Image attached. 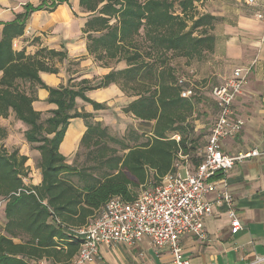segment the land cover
<instances>
[{
	"label": "trees",
	"instance_id": "trees-1",
	"mask_svg": "<svg viewBox=\"0 0 264 264\" xmlns=\"http://www.w3.org/2000/svg\"><path fill=\"white\" fill-rule=\"evenodd\" d=\"M63 2L69 0L26 3L24 12L4 23L0 38V118L14 114L27 125L24 135L40 153L36 165L42 175L39 184L26 183L28 156L19 148L6 147L8 131L0 123V198L6 201L0 264L70 262L81 247L73 229L91 222L108 200L120 196L132 201L143 189L159 184L175 170L179 153L188 155L193 166L203 160V152L198 153L205 145L198 143L193 120L202 98L197 91L182 97L179 77L194 69L193 61H205L214 51L217 16L201 10L202 0H79L89 13L83 29L87 50L97 63L111 69L100 78L70 79L52 87L40 72H58L50 60L63 59L66 52L42 47L27 54L13 43L24 34L32 12L53 10ZM174 58L186 59L187 72H179ZM120 62L125 66L118 68ZM111 84L132 97L123 112L149 128H134L127 139L115 138L107 126L90 121L92 113L77 109L78 97L96 110L107 108L86 92ZM38 88L47 89L48 101L57 105L47 116L33 106ZM75 117L86 120L80 145L90 149L94 166L77 168L60 151ZM142 135L146 139L139 142ZM111 143L118 144L123 154Z\"/></svg>",
	"mask_w": 264,
	"mask_h": 264
},
{
	"label": "crops",
	"instance_id": "crops-1",
	"mask_svg": "<svg viewBox=\"0 0 264 264\" xmlns=\"http://www.w3.org/2000/svg\"><path fill=\"white\" fill-rule=\"evenodd\" d=\"M28 2L38 5L41 0H0V38L4 23L24 12V5ZM257 3L250 5L247 0H202L200 4L202 11L210 12L218 19L214 28V51L200 71L190 69L193 70L196 91L210 96L217 115L213 87L230 78L235 69L250 67L248 81L234 104L235 116L243 117L245 126L237 136L223 139L221 145L229 154L254 148L261 154L238 162L225 174L233 198L232 206L242 223L238 232L231 230L229 205L216 203L219 191L207 194L206 198L213 203L212 214L204 218L207 238L191 234L182 237L184 253L193 264H264V21L257 17L264 0H257ZM50 4L51 1L48 2ZM88 18L89 13L75 0L60 3L53 10L44 8L34 11L27 20L24 34L14 40V48L25 49L27 54H34L42 47L66 52L67 57L50 60L55 63L58 72H40L49 86L66 85L70 79L75 82L83 78H100L111 68L101 66L87 50L83 29ZM124 66L123 62L117 65L118 68ZM209 85H212L210 89ZM36 94L34 108L44 116L49 115L50 110L57 107L48 101L49 91L38 88ZM86 95L106 104L107 108L96 110L91 103L78 97L77 109L92 113V122H104L105 125L109 124L107 119L113 116L117 119L126 115L122 109L132 101L116 84L87 91ZM0 123L8 130V138L4 140L6 147L10 150L19 148L22 154L28 156L30 174L26 183L39 184L42 175L36 162L40 153L25 138L27 125L16 119L14 114L0 118ZM87 128L82 117L70 120L60 145V151L68 162L80 147ZM222 187L223 184H220ZM99 255L88 264H174L170 249L155 247L148 236L133 246L124 243L102 245Z\"/></svg>",
	"mask_w": 264,
	"mask_h": 264
},
{
	"label": "built area",
	"instance_id": "built-area-1",
	"mask_svg": "<svg viewBox=\"0 0 264 264\" xmlns=\"http://www.w3.org/2000/svg\"><path fill=\"white\" fill-rule=\"evenodd\" d=\"M247 3L258 4L257 0H247ZM257 17L264 21V5L257 12ZM250 71V67L237 68L230 78L213 87L217 115L207 137L202 162L193 166L188 155L179 153L175 170L165 174L159 184L143 189L132 201L120 196L108 200L91 222L73 229L81 239V247L66 264H88L100 256L102 245L124 243L133 246L144 236L150 237L157 248L168 247L174 264H193L184 253L182 237L191 234L207 238L204 218L212 214L213 203L206 196L215 191H219L216 203L229 205L232 232L242 228L232 206L233 198L225 174L238 162L261 153L257 148L225 153L221 141L237 136L245 126V119L235 116L234 104L248 81ZM192 75L193 70H190L188 75L179 77V84L183 86L182 97L190 98L196 92ZM176 138L180 137L176 135ZM220 184H223L222 188ZM35 264L49 263L40 260Z\"/></svg>",
	"mask_w": 264,
	"mask_h": 264
},
{
	"label": "rangeland",
	"instance_id": "rangeland-1",
	"mask_svg": "<svg viewBox=\"0 0 264 264\" xmlns=\"http://www.w3.org/2000/svg\"><path fill=\"white\" fill-rule=\"evenodd\" d=\"M75 2L78 4L79 0H75ZM13 46H15L14 43H13ZM205 61H201V62L193 61L192 66L197 71H200V69L204 66ZM172 62L177 66L180 73L187 72L188 66L186 65V59L174 58ZM211 87L212 85H209V89ZM199 98H202V102L200 101L197 104L195 113L193 115L194 117L193 120L195 121V125H196V134L198 136V143L202 147L206 143L207 135L216 118V110L214 107V103L208 94L203 93L199 96ZM90 121L92 122V120ZM107 121L109 123L108 125H105L104 122H101L102 125L107 126L108 132L113 137L119 138V139H127L130 135L133 134L132 129L134 128H140V127H144V129L149 128V126L141 125L140 121L136 120L135 118H133V116L129 114L123 115L122 117H117V119L113 116L110 120L107 119ZM141 132L142 131L139 130L138 134L140 135ZM6 138H8V136ZM145 139L146 137L142 135L139 139V142L144 141ZM3 142L5 144V141ZM134 143L135 142H131V144H134ZM111 144L114 145L118 149L119 154H123L124 151L119 149L120 147L118 144L116 143H111ZM89 152H90V149H88L86 146L81 144L78 150L76 151L74 157L71 160H69V162L73 163L77 168L94 166L95 162L92 158V155ZM202 152H203V149L199 151L198 156L201 155ZM96 172L99 173L98 170H96ZM26 180L28 179L25 178V181ZM139 192H140V189L135 191V193L137 194ZM5 202H6L5 199L0 198V233L3 232V226L5 224V216L3 213Z\"/></svg>",
	"mask_w": 264,
	"mask_h": 264
}]
</instances>
